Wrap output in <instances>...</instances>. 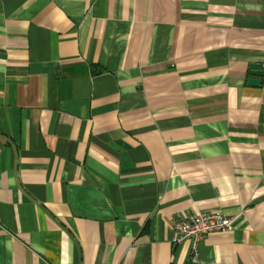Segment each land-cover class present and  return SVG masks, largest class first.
Returning <instances> with one entry per match:
<instances>
[{"label": "crops", "instance_id": "obj_1", "mask_svg": "<svg viewBox=\"0 0 264 264\" xmlns=\"http://www.w3.org/2000/svg\"><path fill=\"white\" fill-rule=\"evenodd\" d=\"M251 63L264 0H0V264H264Z\"/></svg>", "mask_w": 264, "mask_h": 264}, {"label": "built area", "instance_id": "obj_2", "mask_svg": "<svg viewBox=\"0 0 264 264\" xmlns=\"http://www.w3.org/2000/svg\"><path fill=\"white\" fill-rule=\"evenodd\" d=\"M232 226V217L222 211H201L187 216H180L173 221L172 242L179 244L190 240L192 242L191 259L198 262L200 240L211 232L227 231Z\"/></svg>", "mask_w": 264, "mask_h": 264}, {"label": "water", "instance_id": "obj_3", "mask_svg": "<svg viewBox=\"0 0 264 264\" xmlns=\"http://www.w3.org/2000/svg\"><path fill=\"white\" fill-rule=\"evenodd\" d=\"M249 74L253 77L248 79V83L258 85L262 81V77L264 76V63H251L249 65Z\"/></svg>", "mask_w": 264, "mask_h": 264}]
</instances>
